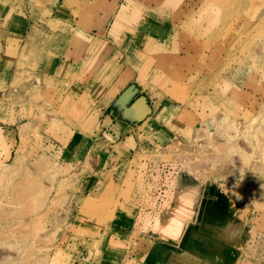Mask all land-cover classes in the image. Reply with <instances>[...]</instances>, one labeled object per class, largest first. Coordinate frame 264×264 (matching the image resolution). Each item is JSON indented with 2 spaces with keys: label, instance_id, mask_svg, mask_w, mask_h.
Returning a JSON list of instances; mask_svg holds the SVG:
<instances>
[{
  "label": "rangeland",
  "instance_id": "1",
  "mask_svg": "<svg viewBox=\"0 0 264 264\" xmlns=\"http://www.w3.org/2000/svg\"><path fill=\"white\" fill-rule=\"evenodd\" d=\"M113 1L0 0V264H121L120 237L110 236L118 215L180 238L184 229L165 226L184 216L173 211L178 191L192 196L193 227L253 223L248 257L264 264V0L147 3L166 19L162 32L136 53L120 45L118 69L132 70L138 94L177 110L163 120L167 141L147 134L126 160L109 155L122 139L104 121L110 98L56 72L75 29L109 40L90 17L104 14L108 29ZM99 53L101 70L116 59ZM246 198L252 218H238Z\"/></svg>",
  "mask_w": 264,
  "mask_h": 264
},
{
  "label": "crops",
  "instance_id": "2",
  "mask_svg": "<svg viewBox=\"0 0 264 264\" xmlns=\"http://www.w3.org/2000/svg\"><path fill=\"white\" fill-rule=\"evenodd\" d=\"M149 1L114 0L112 6L109 5L113 10H106L111 20L108 29H104V14H99L94 19L90 17V22L93 21L99 27L100 34L108 36V41L89 30L75 29L71 47L68 48L61 42L60 49L63 51L61 55L56 54L59 56L57 73L74 78L81 87H89L91 91H102L105 98L106 96L110 98L111 112L105 115L104 121L109 124L108 134L116 139L122 137L120 141L111 144L113 150L109 155L114 159L126 160L131 154L141 150L146 142L145 140L143 144L141 139L146 138L147 134H156L160 143L171 137V132L165 128L163 120L169 117L173 104L155 105L147 95L138 94L140 88L137 85L130 83L132 70L125 67L118 69L121 66L117 59L121 46L127 47L130 54L136 53L141 49V44L145 43L144 39H149L153 35L157 37L156 33L162 32L166 19L159 14L154 17L148 15L146 6ZM117 2L118 5L115 6ZM117 21L118 26L112 30ZM104 48L109 50L107 57L113 54L116 55V59L108 60L105 68L101 70L103 65L100 63L102 56L99 52ZM83 54L89 55L86 61L83 60ZM93 62L94 65L91 66ZM86 65L93 67L92 70H84ZM154 106L157 108L154 109ZM176 107L174 110H177ZM150 164L148 166L152 170L153 166ZM185 192L193 193V190ZM252 202L247 201V198L241 202L243 209L238 206V218L241 211L245 217L252 218ZM191 209L188 208L189 213L186 217L174 218L184 222L185 228L180 238L170 239L139 230L136 227L138 224L135 220L136 215L119 214L118 226L116 229L111 228L113 233L110 232V236H119L120 243L112 251L122 254L121 264H256L252 257H248L258 240V233L253 231V223H243L240 217L238 221L218 219L212 223L205 222L202 227L197 228L192 226L195 211ZM227 223L235 225L237 230L230 233L226 229ZM186 232L188 237L184 247L179 249ZM193 235L200 238L194 241Z\"/></svg>",
  "mask_w": 264,
  "mask_h": 264
},
{
  "label": "bare ground",
  "instance_id": "3",
  "mask_svg": "<svg viewBox=\"0 0 264 264\" xmlns=\"http://www.w3.org/2000/svg\"><path fill=\"white\" fill-rule=\"evenodd\" d=\"M177 205L174 207L175 212L182 213L185 217L188 215L189 204L192 201V196L189 193L177 192ZM172 217V216H171ZM169 218V216H168ZM176 218V217H175ZM168 221V220H167ZM167 230L170 232L176 233V235H180L183 229L185 228L184 222H181L179 219H172L165 224ZM198 237L196 235L192 236V240H196ZM193 242V241H192Z\"/></svg>",
  "mask_w": 264,
  "mask_h": 264
}]
</instances>
